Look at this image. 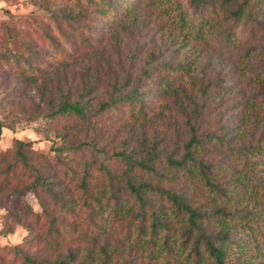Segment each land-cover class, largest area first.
<instances>
[{"label":"trees","instance_id":"16d2710c","mask_svg":"<svg viewBox=\"0 0 264 264\" xmlns=\"http://www.w3.org/2000/svg\"><path fill=\"white\" fill-rule=\"evenodd\" d=\"M46 2L63 37L43 24L42 62L82 55L95 83L59 82L48 100L79 143L0 147V199L43 228L0 245V264H264V0ZM150 25L151 46L127 45L124 33ZM122 123L142 136L111 148Z\"/></svg>","mask_w":264,"mask_h":264},{"label":"rangeland","instance_id":"374dc122","mask_svg":"<svg viewBox=\"0 0 264 264\" xmlns=\"http://www.w3.org/2000/svg\"><path fill=\"white\" fill-rule=\"evenodd\" d=\"M0 3L3 5L0 7V119L4 121L5 125H8L2 128L0 147L2 149L11 148L14 146L16 139H22L26 142H32L35 149L54 155L53 145L63 146L69 144L68 140L70 139H72L70 143L76 141L79 143L85 137L83 133L79 137L80 141L75 138L63 137L66 132L62 128V124H56L48 116L50 112L48 100L58 97L55 86L59 82L71 81L69 85L73 86L80 85L79 83L85 84V82L95 83L94 71L90 69L89 76L84 77L82 75L83 70L86 68L84 65H90L87 61L85 62L82 55L74 56L76 63L70 61L67 67L58 63L51 65V63L42 62L48 54H50L49 57L53 55L48 46L38 43L36 40L38 36L41 37L44 33L42 30L43 24H51L54 34L63 37L61 32L54 28L52 19H49V14L53 12L55 4H52V6L47 5L46 0H0ZM149 28H152V26L150 25L144 29L137 27L133 29V33H124L122 37L130 41L127 45L131 47L142 43H148L151 46L153 39L152 32L149 33ZM70 32L68 30V33ZM139 34L143 36L142 39ZM154 41H157V44L163 47V44L160 45L159 43L160 38L159 41L154 38ZM101 42V49L106 48V41L103 42L102 40ZM213 55H215L216 61L222 58L223 53L218 51L214 52ZM27 60L30 62L27 63ZM30 63L33 68L31 70L27 68V73H32L35 70L38 73L34 82H30L27 75L22 74L20 72L21 68H18L20 66L23 69L24 66L30 65ZM115 68L117 69L116 66ZM66 72H68L67 75H65ZM96 79L100 80L97 82L100 83V87H98V93L90 94L89 98L92 102L106 94L108 82L111 78L104 73ZM153 87L151 85V92L155 91ZM134 126L131 123H122L114 127L107 138L110 147H119L128 137L130 143L140 139L142 130L139 126ZM24 201L30 209L37 213L41 212V202L33 192H28L24 197ZM10 205V201L3 202L0 199L1 246L16 245L30 239L32 235L43 232V228H40L32 220H26L17 208H10ZM36 249L38 247H34L33 251ZM47 257L53 256L49 255Z\"/></svg>","mask_w":264,"mask_h":264},{"label":"clouds","instance_id":"9594fccd","mask_svg":"<svg viewBox=\"0 0 264 264\" xmlns=\"http://www.w3.org/2000/svg\"><path fill=\"white\" fill-rule=\"evenodd\" d=\"M3 5H2V3H0V7H2Z\"/></svg>","mask_w":264,"mask_h":264}]
</instances>
